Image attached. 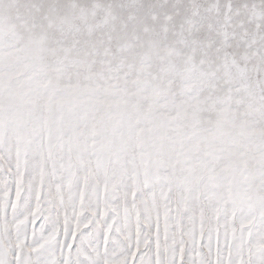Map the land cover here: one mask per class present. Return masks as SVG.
Here are the masks:
<instances>
[{
    "label": "snow or ice",
    "instance_id": "snow-or-ice-1",
    "mask_svg": "<svg viewBox=\"0 0 264 264\" xmlns=\"http://www.w3.org/2000/svg\"><path fill=\"white\" fill-rule=\"evenodd\" d=\"M0 264H264V0H0Z\"/></svg>",
    "mask_w": 264,
    "mask_h": 264
}]
</instances>
